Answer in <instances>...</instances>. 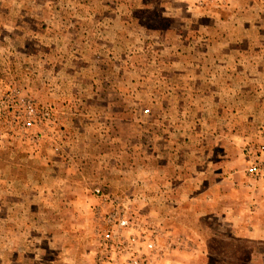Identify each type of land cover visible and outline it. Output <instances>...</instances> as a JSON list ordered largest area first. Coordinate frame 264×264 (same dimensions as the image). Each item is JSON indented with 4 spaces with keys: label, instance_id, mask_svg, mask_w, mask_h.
Here are the masks:
<instances>
[{
    "label": "rangeland",
    "instance_id": "obj_1",
    "mask_svg": "<svg viewBox=\"0 0 264 264\" xmlns=\"http://www.w3.org/2000/svg\"><path fill=\"white\" fill-rule=\"evenodd\" d=\"M0 112V264H264V0H0Z\"/></svg>",
    "mask_w": 264,
    "mask_h": 264
},
{
    "label": "built area",
    "instance_id": "obj_2",
    "mask_svg": "<svg viewBox=\"0 0 264 264\" xmlns=\"http://www.w3.org/2000/svg\"><path fill=\"white\" fill-rule=\"evenodd\" d=\"M44 115H46L47 117H49V114L48 113H45ZM0 117H1V112H0ZM26 125L27 126H31V123L29 122ZM263 151H264V148H263ZM260 172H261V168H260V166H259L258 163H256L253 167L250 168V173L251 174H259ZM98 192H100V191L98 190ZM106 237L107 238H110L111 237V234H107Z\"/></svg>",
    "mask_w": 264,
    "mask_h": 264
}]
</instances>
